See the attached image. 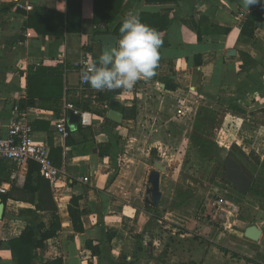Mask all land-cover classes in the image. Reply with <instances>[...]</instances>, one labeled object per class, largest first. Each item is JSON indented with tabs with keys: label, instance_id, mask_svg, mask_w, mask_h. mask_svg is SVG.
Returning <instances> with one entry per match:
<instances>
[{
	"label": "crops",
	"instance_id": "crops-1",
	"mask_svg": "<svg viewBox=\"0 0 264 264\" xmlns=\"http://www.w3.org/2000/svg\"><path fill=\"white\" fill-rule=\"evenodd\" d=\"M45 9L65 13L66 0H0V136L5 135L8 124L18 115L14 107L26 98L29 66L60 67L65 72L64 94L58 111L28 103L18 110L29 122L42 123L41 128L34 129V137L47 143L49 152L51 147L60 150L54 151L53 157L60 164L61 174L54 184L47 180L59 226L56 235L45 241V248L34 252L31 264H43L57 257L62 258L63 264H145L141 256L144 251L148 253L147 259H151L148 264H152V248L143 241L141 233L146 230L149 213L117 197L122 180L112 172L121 160L117 154L120 136L140 120L155 114L162 116L160 110L169 108V98L180 95L185 87L202 98L226 105L229 116L248 114L255 108L264 115V7L243 10L235 0H178L177 3L124 0L118 14L106 25L108 34L129 14L159 15L168 24L159 34L162 44L155 75L147 81L138 80L131 90H113L108 101L91 88L88 90L95 93L79 90L86 89L79 86L83 63L93 62L94 57L101 55V44L92 35L104 26L93 23V0H81V32L65 33L62 37L40 36L24 27L25 16L21 11ZM248 19L253 27L252 37L242 31ZM231 49L234 54L228 55ZM168 86L172 89H167ZM111 99L117 101L116 106L110 105ZM66 103L73 105L76 113L89 112L91 125L81 126L80 130L76 125L75 130L70 129V135L57 131L55 122L63 114ZM153 105H160L155 114ZM83 106L87 109H82ZM127 108L131 116L120 123L106 118L110 110L123 113ZM259 134L264 138V126ZM105 144L109 145L107 151L99 154L98 149ZM161 147L154 145L158 150ZM27 172L28 163L18 166L0 159L2 241L17 238L27 225L39 236L36 224L43 223L48 228L55 223L53 213L35 208L33 201L38 193L31 195L25 190ZM83 177L88 180L83 181ZM72 196L79 198L82 233L73 230L68 214ZM48 200L51 203L50 197ZM86 240L98 245V254L92 255L85 246ZM248 242V260L244 264H261L264 244ZM252 253L259 257L256 262L251 260ZM0 264H14L10 250L0 249Z\"/></svg>",
	"mask_w": 264,
	"mask_h": 264
},
{
	"label": "rangeland",
	"instance_id": "rangeland-1",
	"mask_svg": "<svg viewBox=\"0 0 264 264\" xmlns=\"http://www.w3.org/2000/svg\"><path fill=\"white\" fill-rule=\"evenodd\" d=\"M88 89L79 90L96 92ZM169 101L162 116L155 114L160 105H153L155 115L122 132L121 160L112 172L122 180L117 197L149 213L141 233L152 248V264H244V229L259 227L264 244V115L255 108L229 116L226 105L186 87ZM228 152L252 178L246 195L225 179ZM153 169L160 172L161 198L159 206L146 209L143 194ZM147 254L141 252L145 264L151 261ZM251 255L256 262L258 255Z\"/></svg>",
	"mask_w": 264,
	"mask_h": 264
},
{
	"label": "trees",
	"instance_id": "trees-1",
	"mask_svg": "<svg viewBox=\"0 0 264 264\" xmlns=\"http://www.w3.org/2000/svg\"><path fill=\"white\" fill-rule=\"evenodd\" d=\"M124 0H93V23L96 26L102 24L104 29H96L92 35V38L99 34H108L109 31L106 27L114 17L118 14L121 5ZM147 2H174L178 0H146ZM25 16L24 27L33 29L40 36H55L62 37L65 33H80L81 32V0H66L65 13H61L52 9H45L39 12L26 13L25 10L21 11ZM139 18L142 23L155 29L159 34L167 27V20L159 15H151L145 12L139 13ZM123 22V21H122ZM116 24L112 31V34L120 35L119 27L121 23ZM252 23L248 19L246 23L242 25V31L246 32L249 37L253 36ZM224 31H228L225 29ZM242 59L244 55L241 54ZM98 58L94 57L93 61L98 64ZM64 70L60 67H45L41 65L29 66L26 70V98L24 101H20L17 104L18 110L23 108L25 104L38 106L40 108H51L58 111L62 97L64 94ZM172 89V87H166ZM113 91H107L100 93V98L108 101L112 97ZM82 109H87L83 106ZM33 129L41 128L40 121L30 122ZM77 130H80L81 125L76 123ZM46 127V124H45ZM66 131L69 135L72 131L66 126ZM66 138V143H71L70 136ZM109 145L105 144L103 148L98 149L99 154H103L107 151ZM54 151L60 152L59 149L50 148V157L53 164L59 168L60 164L54 160ZM35 172V174H34ZM25 190L31 195L38 193L35 201V208L38 210H47L53 213L55 223L46 228L43 223L36 224V229L39 236L36 235L34 228L27 225L21 232V234L9 241L0 240V249H8L11 252L14 264H31L34 258V252L37 249L45 248V241L53 238L56 235L58 228L56 206L52 201L50 187L48 181L43 179L38 173V166L33 161L28 162V172L26 176V182L24 184ZM51 198V203L48 198ZM77 196H72L67 206L68 214L72 223V228L77 233H82L83 226L80 219V210L78 208ZM146 209H149V205L145 203ZM85 246L89 249L92 255L98 254V245H93L91 240L85 241ZM142 247L139 248L141 250ZM43 264H63L62 258L57 257L52 260L45 261Z\"/></svg>",
	"mask_w": 264,
	"mask_h": 264
},
{
	"label": "clouds",
	"instance_id": "clouds-1",
	"mask_svg": "<svg viewBox=\"0 0 264 264\" xmlns=\"http://www.w3.org/2000/svg\"><path fill=\"white\" fill-rule=\"evenodd\" d=\"M241 8L264 7V0H240ZM114 44L104 48L96 61L81 72V82L98 91L131 90L140 79L155 75L162 40L159 33L141 22L138 14H129L119 27Z\"/></svg>",
	"mask_w": 264,
	"mask_h": 264
},
{
	"label": "built area",
	"instance_id": "built-area-1",
	"mask_svg": "<svg viewBox=\"0 0 264 264\" xmlns=\"http://www.w3.org/2000/svg\"><path fill=\"white\" fill-rule=\"evenodd\" d=\"M90 63L84 62L83 69L79 73V86L81 88H91L89 84L82 83L80 78L81 72ZM95 91L107 92V90ZM14 110L18 115L8 124L5 135L0 136V159L9 160L18 166L33 161L38 166L39 175L51 184H54L60 176L61 171L53 164L47 143L34 137V129L30 122L24 118L23 114L18 111L17 106L14 107ZM68 110H74L73 105L70 103L64 105L63 114L55 122L57 131L65 135H67L65 124L67 122L66 112ZM78 114L81 126L91 125V114L89 112L80 111ZM82 180L87 181L88 177H83ZM1 191H3L2 188L0 189Z\"/></svg>",
	"mask_w": 264,
	"mask_h": 264
},
{
	"label": "water",
	"instance_id": "water-1",
	"mask_svg": "<svg viewBox=\"0 0 264 264\" xmlns=\"http://www.w3.org/2000/svg\"><path fill=\"white\" fill-rule=\"evenodd\" d=\"M236 3L241 7L240 0H235ZM244 10V9H243ZM94 39L101 44V54L104 48L108 45H112L118 39V35L115 34H99L94 37ZM234 49H231L228 55H233ZM111 106H116L117 101L114 99L110 100ZM131 110L129 108L125 109L123 113H118L114 110L108 111L106 118L117 124L120 123L124 118H130ZM79 120V114L70 111L69 118H68V127L71 130L76 129V123ZM223 164L225 166V179L228 183L232 185V187L239 193L240 195H246L250 187L252 185V178L248 176L244 170L242 169L241 165L230 156V153H226L223 158ZM159 166L156 164V167ZM159 176L160 172L158 170H151L148 173L147 181L145 184V190L143 194V201L152 206L157 207L159 206L161 192L159 189ZM3 203L0 201V219L2 217L3 212ZM261 229L256 225H250L246 227L243 231V236L251 241H258L261 237ZM149 247H146V251L149 252ZM151 253H149V257H151Z\"/></svg>",
	"mask_w": 264,
	"mask_h": 264
}]
</instances>
